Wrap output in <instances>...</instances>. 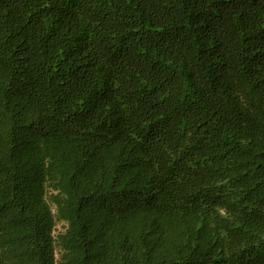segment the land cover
Listing matches in <instances>:
<instances>
[{
  "label": "trees",
  "instance_id": "trees-1",
  "mask_svg": "<svg viewBox=\"0 0 264 264\" xmlns=\"http://www.w3.org/2000/svg\"><path fill=\"white\" fill-rule=\"evenodd\" d=\"M0 264H264V0H0Z\"/></svg>",
  "mask_w": 264,
  "mask_h": 264
},
{
  "label": "rangeland",
  "instance_id": "rangeland-1",
  "mask_svg": "<svg viewBox=\"0 0 264 264\" xmlns=\"http://www.w3.org/2000/svg\"><path fill=\"white\" fill-rule=\"evenodd\" d=\"M60 227V226H59Z\"/></svg>",
  "mask_w": 264,
  "mask_h": 264
}]
</instances>
